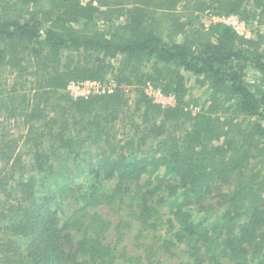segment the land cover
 <instances>
[{
  "label": "trees",
  "instance_id": "trees-1",
  "mask_svg": "<svg viewBox=\"0 0 264 264\" xmlns=\"http://www.w3.org/2000/svg\"><path fill=\"white\" fill-rule=\"evenodd\" d=\"M95 1L0 0V264H264V0Z\"/></svg>",
  "mask_w": 264,
  "mask_h": 264
},
{
  "label": "rangeland",
  "instance_id": "rangeland-1",
  "mask_svg": "<svg viewBox=\"0 0 264 264\" xmlns=\"http://www.w3.org/2000/svg\"><path fill=\"white\" fill-rule=\"evenodd\" d=\"M202 21L206 24H209L211 20L207 18L206 16H203ZM246 29L253 34L254 30H256V25L252 23L251 24L248 23L246 24ZM257 76H258L257 73L250 71L248 80L251 82L256 81ZM189 85L192 88V94H194L196 97L199 95H202V93H204L205 91L204 88L200 90L199 88L195 87V77L194 76H191V81ZM27 160L30 161L29 158H27ZM12 187H13V184H12ZM48 187H49V183L43 184V182H41L40 180L38 181L37 190L40 194L46 193ZM0 198L4 201L5 193H2L0 191ZM11 202H14V200H11ZM95 209H92L89 214L87 213L84 216V218H82V220H76V225L74 227V230L76 232L82 233L80 227H86L88 224H90L91 222L90 217L93 216L96 211H98L108 223L106 224V226L104 225V223H102L101 225L104 227L100 231L101 233L100 237L105 239L104 241L112 243L120 239L117 244L119 248L126 246L129 250L136 249L137 251H140V247H136V243L134 244V241H133L136 231L138 229L137 224L130 222V220L127 219V216L125 215V213L120 208L113 212L111 211L110 213H108L107 208L100 207V208H95ZM119 220H122V224L118 231L116 226ZM118 234L119 235L121 234V236L119 237ZM24 243L25 242H23V244ZM159 259L161 260L160 264H177L180 261L186 262L187 258L185 257L184 254H178L175 257L168 258L167 256H162V257H159Z\"/></svg>",
  "mask_w": 264,
  "mask_h": 264
},
{
  "label": "built area",
  "instance_id": "built-area-1",
  "mask_svg": "<svg viewBox=\"0 0 264 264\" xmlns=\"http://www.w3.org/2000/svg\"><path fill=\"white\" fill-rule=\"evenodd\" d=\"M84 5L88 3L97 4L95 0H80ZM211 21L222 22L227 25L232 26L239 34L250 37L252 35L246 29V22L241 20L237 15H217L210 17ZM116 83L114 80L110 79L108 82H101L98 80H77L71 81L65 89V92L73 99L87 98L92 94L104 93L106 91H112L113 86ZM148 94L154 98L155 101L162 103L164 105L174 104L175 97L173 95L165 94L161 89L153 88L151 85L147 87Z\"/></svg>",
  "mask_w": 264,
  "mask_h": 264
}]
</instances>
